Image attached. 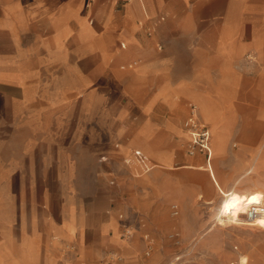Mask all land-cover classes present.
<instances>
[{"label":"rangeland","instance_id":"obj_1","mask_svg":"<svg viewBox=\"0 0 264 264\" xmlns=\"http://www.w3.org/2000/svg\"><path fill=\"white\" fill-rule=\"evenodd\" d=\"M121 1L110 0L119 9ZM162 14L166 15L154 16L153 22ZM239 36L250 39V33ZM219 38L220 33L201 35L198 44L215 51ZM153 40L155 47L159 39L154 35ZM29 41L22 39L23 44ZM10 50V38L0 34V55L7 56ZM134 59L128 56L114 67L128 72L131 69L122 65ZM230 72L234 79L222 86L219 97L230 120L228 150L213 158L214 166L225 182L252 163V174L264 177V90L257 86L264 79V59L248 49L232 59ZM0 88L20 92L8 85ZM107 89L101 85L97 91L105 94ZM103 97L90 100L67 94L60 107L65 119H58L66 122V134L54 135L66 137V147L61 142L54 149L50 140L36 145L27 160L20 151L16 173L10 176L9 166H0V238L17 237L9 225L17 220L31 223L29 230L36 232L42 222L64 226L73 211L77 235L60 239L48 228L45 248L51 256L45 264H264V229L259 228L264 223L221 220L224 200L243 190L232 188L221 197L204 166L207 155L187 152L188 107L195 102L188 99L174 109L163 107L149 115L132 107L131 115L124 117L123 97H115L119 100L114 103ZM56 104L50 108L58 109ZM1 105L3 117L11 118L10 102ZM20 121L25 123L26 117ZM18 136L21 147L26 134ZM130 141L128 153H117ZM148 145L160 147L162 164H144L150 157ZM136 148L143 150V163L134 154ZM108 223L113 229L102 227ZM18 236L20 241L28 237ZM4 258L3 264H41L16 261L12 255Z\"/></svg>","mask_w":264,"mask_h":264},{"label":"crops","instance_id":"obj_2","mask_svg":"<svg viewBox=\"0 0 264 264\" xmlns=\"http://www.w3.org/2000/svg\"><path fill=\"white\" fill-rule=\"evenodd\" d=\"M121 2L119 9L110 0H0V34L11 40L8 55H0V85L20 91L8 93L0 88V166H9L10 176L16 173L20 151L27 160L36 145L50 140L54 149L61 142L66 147L67 138L54 135L66 134V122L58 119H65L60 107L67 94L85 95L90 100L104 96L112 103L123 97L127 103L124 117L131 115L132 107L149 115L192 99L210 126L211 154L205 156L204 166L221 197L232 188L246 189L264 203V177L252 174L254 163L225 182L213 162L216 155L228 150L230 120L219 97L222 86L234 79L232 59L248 49L264 59V0ZM161 13L166 15L153 22L152 18ZM211 33H220L215 51L198 44L201 35ZM239 33H250V39L243 41ZM154 35L159 39L155 47ZM23 38L31 41L23 44ZM128 56L136 59L122 68L131 70L118 71L115 64ZM183 57L188 61L181 62ZM101 85L108 87L106 95L97 91ZM257 86L264 90V79ZM3 101L11 104V118L3 117ZM51 103H57L58 109H51ZM20 117H26V122L22 123ZM46 118L53 120L50 123ZM131 128L129 123L127 129ZM23 133L26 137L20 147L18 134ZM46 134L53 136L48 139ZM132 145L133 141L124 144L117 153H128ZM146 150L150 157L144 164H162L159 146L148 145ZM75 216L72 211L64 221L65 232L63 224L42 222L41 229L34 233L29 230V222L9 223L17 237L0 238V264L8 255L16 261L45 264L51 256L45 248L46 234L51 232L48 228L58 232L60 239L74 237L78 232ZM111 225L102 227L113 229ZM21 233L28 237L20 241Z\"/></svg>","mask_w":264,"mask_h":264},{"label":"built area","instance_id":"obj_3","mask_svg":"<svg viewBox=\"0 0 264 264\" xmlns=\"http://www.w3.org/2000/svg\"><path fill=\"white\" fill-rule=\"evenodd\" d=\"M189 114H188V130L190 134V140L187 147V152L190 155H195L198 152L204 154H211L210 150V129L208 124L201 119L198 107L195 103L189 105ZM135 155L140 162L145 161L144 153L140 149H136ZM144 157V158H143ZM175 208V206H174ZM177 212V209L175 210ZM257 211L256 209H251L246 216L248 218H254Z\"/></svg>","mask_w":264,"mask_h":264},{"label":"bare ground","instance_id":"obj_4","mask_svg":"<svg viewBox=\"0 0 264 264\" xmlns=\"http://www.w3.org/2000/svg\"><path fill=\"white\" fill-rule=\"evenodd\" d=\"M261 201L262 200L258 197V195L252 194L250 190H243L242 192L229 196L223 202V217L221 220L230 221L231 219H245L254 224L264 223V203ZM253 208L256 209L257 213L254 218H248L245 213L248 215V212Z\"/></svg>","mask_w":264,"mask_h":264}]
</instances>
